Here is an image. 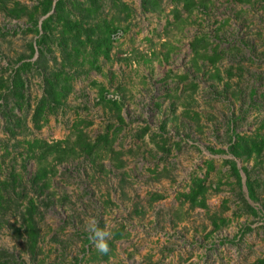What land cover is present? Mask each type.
Returning <instances> with one entry per match:
<instances>
[{
    "label": "rangeland",
    "instance_id": "obj_1",
    "mask_svg": "<svg viewBox=\"0 0 264 264\" xmlns=\"http://www.w3.org/2000/svg\"><path fill=\"white\" fill-rule=\"evenodd\" d=\"M122 1L127 9L117 11L105 3L101 10L106 18L119 20L110 58L100 57L98 68L75 77L64 103L39 128L31 127L29 115L41 80L28 71L30 108L19 113L26 115V137L72 138L76 118L88 121L83 128L93 137L115 120L112 106L98 100L102 86L103 98L122 102L123 123L112 146L122 151L124 163L114 166L107 150L93 160L82 155L50 160L49 185L33 197L39 228L33 253L13 229L25 198L9 191L0 209V249L8 253L2 258L6 264H254L264 256V153L243 160L217 149L226 150L230 128L264 136L259 96L264 89V0H209L207 7L180 9L175 21L170 8L177 0H159L151 11H142L140 0ZM26 25L24 16L10 18L0 11L3 77L17 56L29 51L33 32ZM202 32L220 54L214 64L191 59L188 42ZM162 122L166 152L149 139ZM144 124L147 133L136 138L134 132ZM2 125L0 114V179L13 170L21 180L16 188L24 186L31 195L26 179L36 161L22 160L21 144L7 139ZM225 158L235 159L241 181L240 166L245 165L257 200L248 199L243 183L238 186ZM192 174L204 176L205 208L189 206L180 195ZM151 192L162 197L152 199ZM242 196L258 210L256 215L243 211ZM212 215L227 219L213 227ZM92 219L112 234L107 254L86 240ZM245 225L250 229L243 231Z\"/></svg>",
    "mask_w": 264,
    "mask_h": 264
},
{
    "label": "trees",
    "instance_id": "obj_2",
    "mask_svg": "<svg viewBox=\"0 0 264 264\" xmlns=\"http://www.w3.org/2000/svg\"><path fill=\"white\" fill-rule=\"evenodd\" d=\"M243 1V0H240ZM209 0H177L170 8L173 20L177 19L180 9L190 12L193 7H207ZM105 3L117 11L127 9L128 5L122 0H36L35 3L26 4L19 0H0V11L10 18L24 16L26 29L33 32V37L28 42V53L19 54L17 64L13 66L6 77L0 74V114L3 119L2 130L7 139H13L21 144L19 151L23 159L32 157L36 167L26 179L33 193L28 195L21 185L20 176L10 170L8 177L0 179V209L4 208L9 197V191L19 198H25V204L19 211V224L13 227L17 235H22L26 249L33 253L38 240L39 228L34 218L36 202L34 196L45 192L49 185V175L53 172V163L60 162L67 157L82 155L93 160L103 150L109 151L113 165L121 167L124 163L120 157L121 150L112 146L117 132L123 123L120 113V101L112 98H103L102 86L98 87V100L112 106L115 120L105 123L104 128L90 137L84 130L88 122L83 118H76L70 125L72 138L68 136L53 140L38 137H26L25 130L29 129L26 123L25 112L29 109L28 92L26 87L28 71L40 75L41 93L35 99L29 119L31 127L39 128L47 120V114L52 113L64 100L72 88V80L90 68L99 67V58H110L112 35L119 27V20L113 17L106 18L101 10ZM178 3L180 6L178 7ZM159 7V0H140L142 11H151ZM206 33L194 34L188 42L192 53L191 59L197 57L207 59L211 64L219 58L216 46H209ZM209 51V52H208ZM264 101V89L259 94ZM160 130L149 134V139L156 148L168 151L166 136L163 132V122ZM148 131L146 124L134 132L136 138H142ZM18 135H21L18 137ZM226 151L233 157L240 159L256 158L264 153V136L256 132H239L230 128L229 140ZM50 155V159L47 156ZM51 160V161H50ZM229 171L234 176L235 182L240 187L243 183L246 196L250 200H257L255 186L250 178L248 169L241 165L244 173L241 181L239 168L234 158H225ZM210 162L207 166L210 167ZM23 166V164H21ZM204 176L192 174L189 176L187 189L180 192L184 201L189 206L207 207ZM152 199L162 197L159 192H151ZM242 196L243 211L252 215L257 214V209ZM227 218L224 216H211L213 227H218ZM245 225L243 231L249 230ZM89 238H86L88 240ZM6 251L0 249V264H6ZM78 261V260H77ZM254 264H264V256L257 258Z\"/></svg>",
    "mask_w": 264,
    "mask_h": 264
},
{
    "label": "clouds",
    "instance_id": "obj_3",
    "mask_svg": "<svg viewBox=\"0 0 264 264\" xmlns=\"http://www.w3.org/2000/svg\"><path fill=\"white\" fill-rule=\"evenodd\" d=\"M87 229L90 233L89 239L93 242L95 248L100 253L107 254L110 250L108 240L111 239L112 234L106 229H101L95 219L89 221Z\"/></svg>",
    "mask_w": 264,
    "mask_h": 264
}]
</instances>
